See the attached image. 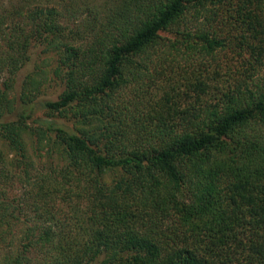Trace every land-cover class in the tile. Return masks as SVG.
<instances>
[{"label": "trees", "instance_id": "obj_1", "mask_svg": "<svg viewBox=\"0 0 264 264\" xmlns=\"http://www.w3.org/2000/svg\"><path fill=\"white\" fill-rule=\"evenodd\" d=\"M88 12L0 15V264H264V0Z\"/></svg>", "mask_w": 264, "mask_h": 264}, {"label": "rangeland", "instance_id": "obj_2", "mask_svg": "<svg viewBox=\"0 0 264 264\" xmlns=\"http://www.w3.org/2000/svg\"><path fill=\"white\" fill-rule=\"evenodd\" d=\"M102 0H0V15L5 20L8 21L10 17L13 16V10L21 9V12H25L26 8H32L35 5L40 6H54L55 8L59 9L60 11L63 10L64 16H67L66 20L69 23L74 19V17H78V14L80 13V16H86L89 12L88 9L95 10L99 8V5ZM71 5V6H70ZM87 7V9L85 8ZM70 24V23H69ZM4 27V26H3ZM30 59L28 62L20 69V71L15 76V82H14V91L18 93L19 91V85L21 80H23V77L26 73H29L31 70L35 68V66L40 65L42 54L38 53V48H34L30 50ZM46 66L45 68H47ZM48 68L46 71V76L49 75ZM52 75L46 80L47 87L45 89V93L42 95H38L36 100H41L43 98H49L54 99L57 95V93L60 90V86L58 84V79H52ZM50 85V86H49ZM34 116H41L42 117V111L37 108V101L34 102ZM43 118H46L43 116ZM47 119V118H46ZM17 191H14L13 193H9V197H11L12 194H16ZM2 244H0L1 246ZM4 251V249H3ZM1 257V255H0Z\"/></svg>", "mask_w": 264, "mask_h": 264}]
</instances>
